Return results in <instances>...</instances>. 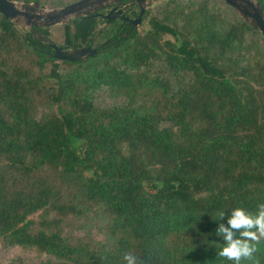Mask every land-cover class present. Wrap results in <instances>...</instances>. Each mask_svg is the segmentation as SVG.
Listing matches in <instances>:
<instances>
[{
  "label": "trees",
  "instance_id": "16d2710c",
  "mask_svg": "<svg viewBox=\"0 0 264 264\" xmlns=\"http://www.w3.org/2000/svg\"><path fill=\"white\" fill-rule=\"evenodd\" d=\"M146 14L134 28H98L90 14L64 23L59 48L102 43L78 61L52 56L48 27L21 33L0 14L3 244L55 264H126L129 252L142 264H233L218 255V223L264 203V38L208 0H166L143 24ZM72 218L105 240L63 234ZM256 247L264 264V240Z\"/></svg>",
  "mask_w": 264,
  "mask_h": 264
},
{
  "label": "water",
  "instance_id": "95a60500",
  "mask_svg": "<svg viewBox=\"0 0 264 264\" xmlns=\"http://www.w3.org/2000/svg\"><path fill=\"white\" fill-rule=\"evenodd\" d=\"M117 1L118 0H76L63 6L45 11L36 2L16 3L11 0H0V14L13 24L17 23L20 18H22L24 24L29 25L30 27H50L58 23H67L70 19H76L80 16H87L91 13V10L95 11L101 9ZM222 1L230 6L244 21L258 31L264 38V14L256 0ZM114 10L115 6H113L107 13L101 15L104 19L103 25H106L114 18H119L123 21H127L130 28H134L139 24L144 12V8H141L137 17L128 19L121 14L120 9L115 12ZM48 43L53 49L52 56L59 60L78 61L83 58L91 57L97 52V48L92 47L91 44L76 49H62L53 42ZM101 45L102 44L99 46Z\"/></svg>",
  "mask_w": 264,
  "mask_h": 264
},
{
  "label": "rangeland",
  "instance_id": "374dc122",
  "mask_svg": "<svg viewBox=\"0 0 264 264\" xmlns=\"http://www.w3.org/2000/svg\"><path fill=\"white\" fill-rule=\"evenodd\" d=\"M165 1L166 0H144L143 2L144 12L147 11V14L145 20L143 21V24H145L148 17L157 14L159 12V8H161L162 3H164ZM15 2L20 3L17 1ZM225 4L226 3H224L222 0H208V5L211 7H217L223 9L225 8ZM40 7L46 11L48 9L57 8L60 6H53L52 4H46L45 6L43 7L40 6ZM63 24L64 23H58L48 27V36L45 38L41 35L38 36L40 38L46 39L47 42H53L56 45H60L63 43V28H62ZM102 26H103L102 22L97 23L98 28ZM15 27L21 33L29 31L31 28L29 25L24 24L22 18H20V20L17 23H15ZM246 39L247 40L252 39L250 37V34L246 37ZM112 99L113 98L107 96L104 93H100L98 95V102L102 104L109 103L110 101H112ZM86 227L88 228L89 233L86 231L87 229ZM62 233L72 234L74 236H84V234L88 233L89 237H91L94 241L103 242L105 240L104 234L100 232L95 225L83 226L81 218H78V220L73 218L68 219L67 223L63 225ZM15 262L20 264H55L57 263V260L53 256L44 252H40L34 248H22L16 245H5L0 241V264H9Z\"/></svg>",
  "mask_w": 264,
  "mask_h": 264
},
{
  "label": "clouds",
  "instance_id": "9594fccd",
  "mask_svg": "<svg viewBox=\"0 0 264 264\" xmlns=\"http://www.w3.org/2000/svg\"><path fill=\"white\" fill-rule=\"evenodd\" d=\"M218 219L225 218V212L217 213ZM239 234V235H237ZM216 235L222 237L224 246L218 255L233 264H241L245 260H253L257 252L256 245L264 240V203L257 205V211L251 213L243 208H235L227 219V226L218 223ZM126 264H142V261L131 252L124 254Z\"/></svg>",
  "mask_w": 264,
  "mask_h": 264
},
{
  "label": "flooded vegetation",
  "instance_id": "af4514ba",
  "mask_svg": "<svg viewBox=\"0 0 264 264\" xmlns=\"http://www.w3.org/2000/svg\"><path fill=\"white\" fill-rule=\"evenodd\" d=\"M143 2H144V0H118L117 2H115L113 4H110V5H107V6L103 7V8H101V9H97L95 11L91 10L90 15H93L95 17H99V18L103 19L101 17V15L107 13L113 6H115L114 12L116 10L120 9L121 10V14L126 16L128 19H133V18L137 17V15L139 13V10L141 8H144ZM101 10H104V12L100 13ZM117 16H119V15H117ZM114 19H119V18H114ZM119 20L122 21V22L128 23L127 21H123L121 19H119ZM95 40H96V37L89 44H91L92 47L96 48L97 46H99L102 43L96 45L94 43Z\"/></svg>",
  "mask_w": 264,
  "mask_h": 264
}]
</instances>
